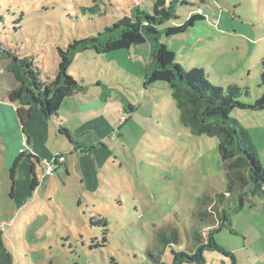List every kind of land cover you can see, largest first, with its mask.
<instances>
[{"label":"rangeland","instance_id":"374dc122","mask_svg":"<svg viewBox=\"0 0 264 264\" xmlns=\"http://www.w3.org/2000/svg\"><path fill=\"white\" fill-rule=\"evenodd\" d=\"M156 1L174 3L180 19L193 12L205 16L183 34L161 36L160 43L175 52V63L186 70L203 68L214 86H238L243 103L252 104L264 94V0H98L94 15L82 13L93 6L92 0H0V46L33 59L42 78L52 79L57 47L102 33L130 16L133 5L152 14ZM148 61L149 45L144 44L103 55L81 53L68 68L81 86L94 88L91 84L99 82L111 89L104 91L110 110L114 117L128 119L129 132L122 129V138L105 141L110 147L105 157L111 158L101 167L94 165V185H81V176L64 171H54L47 180L40 161L39 190L29 200L10 198L13 151L8 144L15 146L14 155L32 153L15 140L20 131L13 129L15 111L0 112V264L2 256L3 264H154L145 250L156 226L177 224L175 215L188 220L196 198L224 191L217 140L181 125L167 85L144 87ZM4 65L0 61V98L9 89ZM63 111L62 121L68 105ZM230 116L249 134L264 166V111L235 109ZM47 129L48 152L52 157L64 152L70 161L65 138H57L52 123ZM103 154L97 152L101 159ZM231 221L232 231L223 229L215 236L222 252L205 251L203 264H264V208L245 206ZM163 262L171 263L169 251Z\"/></svg>","mask_w":264,"mask_h":264},{"label":"trees","instance_id":"16d2710c","mask_svg":"<svg viewBox=\"0 0 264 264\" xmlns=\"http://www.w3.org/2000/svg\"><path fill=\"white\" fill-rule=\"evenodd\" d=\"M97 1L92 0L93 6L82 8V13L94 15L99 12ZM152 12L145 13L138 5H133L130 16L121 17L102 33L73 39L64 48L57 47L58 65L52 79L42 78L33 59L21 58L0 46V61L5 62L9 83L3 98L14 108L24 143L28 145L27 130L34 109H38L44 118L52 119L58 115L65 99L87 90L86 86H81L67 73L78 54L94 51L103 55L148 44L149 61L144 87L167 85L179 111L181 125L195 135H206L217 140L225 189L223 192L203 193L196 198L188 220L175 215L177 224L156 226L145 254L154 264H164L163 258L168 251L171 254L170 264H203L205 251L222 252L215 236L223 229L232 231L233 213H239L245 206L254 209L261 205L264 208V166L257 159L249 134L230 116L235 109L264 111V94L252 104L243 103L239 101L241 90L238 86H214L208 81L203 68L186 70L175 63V52L160 43L161 36L170 38L187 32L196 22L205 20L203 13L193 12L188 18L180 19L174 3L166 6L160 1L155 2ZM174 20L179 23L161 32L160 27ZM20 22L21 19L16 21L18 24ZM104 91L102 88L103 99L107 97ZM128 107L129 112H134L132 106ZM24 158L30 165L33 177L30 190L33 191L36 187V165L33 156H25L24 151L14 158L9 168V179L13 184ZM13 192L14 185H11L10 197H13ZM99 221L106 227L105 220ZM205 232H208L206 239ZM103 241L106 242V239ZM174 248L182 249L175 251Z\"/></svg>","mask_w":264,"mask_h":264},{"label":"crops","instance_id":"0c3cea01","mask_svg":"<svg viewBox=\"0 0 264 264\" xmlns=\"http://www.w3.org/2000/svg\"><path fill=\"white\" fill-rule=\"evenodd\" d=\"M131 49V48H130ZM99 83V82H98ZM95 83L94 88H87V90L83 93H78L72 95L65 99L61 105L63 108L65 105H68L69 111L67 113V119L62 121L60 113L63 111V108L59 110V113L56 117L52 119L44 118L38 109H34L32 114V120L30 126L27 130L28 137H29V144L28 148L29 151L33 154V162H35V170L34 174L36 177V187L33 191L30 190V184L32 181V176L30 174V165L26 158L22 159L19 164L15 180L13 182L14 185V192H13V200H29L31 194L39 190V172L37 167L40 161L45 159H51L52 156L48 152L45 141L49 135L50 129H47L48 124H53L54 134L57 131V138L59 136L65 138V143H68V151L70 155H72L71 160L67 162L65 159L63 163L55 165V172L64 171L67 176L72 173L78 175V178L81 176L80 183L83 185L85 182L88 186L92 183L94 185L92 172L94 165L97 164L99 167L105 165L106 162L110 160L111 157H105L106 154L110 153L109 146L106 144V140H115L120 135L121 138L124 136L121 133V130L124 129L125 132H129L127 127V121L120 126V116L117 118L114 117L112 113V109L110 110V97H106L105 99L101 96V89L100 87H104L102 85ZM111 89H107L105 91H110ZM4 95L0 98V101L5 103ZM5 104L0 106V112L5 114V111L10 112L13 115L14 108L11 106L9 108ZM10 110V111H9ZM66 112V111H63ZM133 113V112H132ZM131 113V114H132ZM14 118V117H13ZM70 119L71 123L68 121ZM13 129H18L19 125L16 122V118L13 120ZM65 123V124H64ZM61 130H65L61 132ZM116 133V135H115ZM18 143H21V147L24 143V136L19 131ZM61 139V138H60ZM11 147V157L9 160V168L10 164H12L14 158L17 156L15 153L14 155V145L10 142L8 144ZM104 153L102 159L97 156V152ZM20 151H18L19 153ZM25 152V151H24ZM64 152H59L57 154L62 155ZM30 155V154H29ZM94 156V160H92V156ZM14 156V157H13ZM25 156H28V153L25 152ZM63 156V155H62ZM64 157V156H63ZM65 158V157H64ZM39 162V163H37ZM42 169V168H41ZM44 171V170H43ZM41 170V173H43ZM47 180L51 178V175H46ZM92 181V182H91ZM11 188V186H10ZM10 193V192H9ZM21 197V198H19ZM257 208V207H256ZM255 209V208H254ZM3 254V253H2ZM0 254V257L1 255ZM5 257L2 256L1 264H3ZM10 262V258H8V263Z\"/></svg>","mask_w":264,"mask_h":264},{"label":"built area","instance_id":"2783aa9c","mask_svg":"<svg viewBox=\"0 0 264 264\" xmlns=\"http://www.w3.org/2000/svg\"><path fill=\"white\" fill-rule=\"evenodd\" d=\"M126 120V116H122L120 120V126L123 125V123ZM64 162V157L63 156H55L52 157L50 160L45 159L43 160V164L46 166V175H52L54 173L55 165L56 164H61Z\"/></svg>","mask_w":264,"mask_h":264}]
</instances>
